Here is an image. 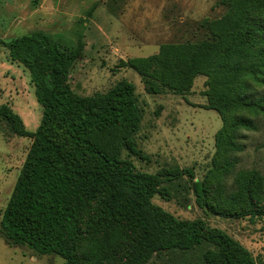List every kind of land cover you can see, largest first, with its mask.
<instances>
[{
	"label": "trees",
	"instance_id": "16d2710c",
	"mask_svg": "<svg viewBox=\"0 0 264 264\" xmlns=\"http://www.w3.org/2000/svg\"><path fill=\"white\" fill-rule=\"evenodd\" d=\"M220 4L228 5L225 14L199 22L206 38L165 42L154 54L122 63L141 75L153 95H185L197 76H206L203 106L218 111L223 123L211 167L193 183L196 203L225 218L264 216V176L255 168L237 170L243 132L258 129L243 112L264 115V95L253 93L250 81L264 80V0ZM0 44L12 61L29 69L43 107L39 126L29 130L9 105H0L13 132L33 140L1 219L10 246L59 255L63 264H85V259L147 264L163 251L209 244L205 264H255L249 250L223 229L203 218H178L153 201L157 194L168 196L165 178L194 172L147 173L122 156L127 150L145 157L134 139L143 116L136 85L121 79L106 92L76 93L69 73L83 54L82 35L72 42L37 30ZM231 177L234 186L228 184ZM122 241L126 249L115 248ZM88 242L92 252L86 258L81 255Z\"/></svg>",
	"mask_w": 264,
	"mask_h": 264
},
{
	"label": "rangeland",
	"instance_id": "374dc122",
	"mask_svg": "<svg viewBox=\"0 0 264 264\" xmlns=\"http://www.w3.org/2000/svg\"><path fill=\"white\" fill-rule=\"evenodd\" d=\"M0 0V40L44 30L62 34L75 42L79 35L85 43L82 56L69 73L72 89L82 96L108 91L121 79L136 85L142 122L134 135L137 148L145 157L123 151V157L147 173L162 169L192 170L177 178L164 179L168 196L155 195L153 201L181 219L203 218L226 231L251 253L255 264L264 263V216L225 218L208 212L196 203L193 183L202 180L215 154V136L222 118L215 109L205 108L206 76L196 77L185 95L172 92L149 94L141 75L122 61L158 52L170 41L202 40L209 33L199 22L205 17L219 18L228 10L220 0H144L135 16L128 20L108 10L107 0ZM173 6V7H172ZM168 10L164 12V9ZM94 8V9H93ZM93 9V13L89 12ZM251 91L264 95V80H250ZM7 104L24 126L36 130L43 107L37 101L31 73L23 64L12 61L9 50L0 44V105ZM253 118L257 130L243 132L245 150L238 153L237 170L255 168L264 176V115L243 112ZM33 140L16 135L11 124L0 116V228L1 219L17 182ZM228 184L234 186L235 177ZM81 256L90 254L84 244ZM126 249V242L115 248ZM203 244L189 251L171 250L154 254L147 264H205ZM59 255H39L28 246H10L0 229V264H63ZM85 264H91L87 259ZM95 264H108L102 259ZM117 264H121L120 261Z\"/></svg>",
	"mask_w": 264,
	"mask_h": 264
},
{
	"label": "crops",
	"instance_id": "0c3cea01",
	"mask_svg": "<svg viewBox=\"0 0 264 264\" xmlns=\"http://www.w3.org/2000/svg\"><path fill=\"white\" fill-rule=\"evenodd\" d=\"M103 0H99L95 4ZM144 0H107L109 5L108 10L116 15L125 16L126 19L131 20L135 16V11L139 10ZM173 7V6H172ZM168 10V7L164 9V12Z\"/></svg>",
	"mask_w": 264,
	"mask_h": 264
}]
</instances>
